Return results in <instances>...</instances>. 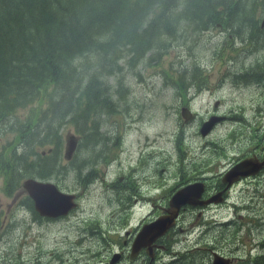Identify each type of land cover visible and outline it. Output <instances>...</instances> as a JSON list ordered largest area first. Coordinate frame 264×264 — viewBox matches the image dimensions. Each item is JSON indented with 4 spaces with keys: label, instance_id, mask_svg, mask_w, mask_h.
Wrapping results in <instances>:
<instances>
[{
    "label": "rangeland",
    "instance_id": "obj_1",
    "mask_svg": "<svg viewBox=\"0 0 264 264\" xmlns=\"http://www.w3.org/2000/svg\"><path fill=\"white\" fill-rule=\"evenodd\" d=\"M175 3L187 24H200L192 14V8L195 7L189 5L188 0H175ZM262 8L263 5L259 6L260 10ZM246 10L250 15L255 13L252 8ZM260 19L264 22L263 17ZM261 29L264 30V27ZM211 30L213 34H202L197 43L193 39L196 31H192L191 27L170 26L169 32L162 37L167 44L171 40V46L162 52L161 58H158L159 51H155L140 65L127 69L123 83L125 88L122 90L119 85H114V79L110 80L109 91L113 102L121 99V110L117 107L116 114L97 117L99 120L97 136L103 134L105 141L93 139L88 145L82 142L77 144L74 152L77 157L76 164L89 163L84 175L88 174V168L92 167L90 163L96 156L102 159L96 165L99 169L94 173L93 180L86 182V177L73 170L64 179L39 181L55 186L62 193L76 194L75 196L79 197L78 207L67 217L50 222L32 220L25 210L20 209V203L17 206L11 204V198L1 190L0 183V210L2 209L0 219L8 213L10 216L13 214L17 220L11 222L9 231L0 233V263L16 261L20 264H39L34 263V260L37 257H44L40 264H93L101 258L102 254L99 251L106 249L107 252H111L109 257L115 262L113 264H123L121 263L123 253L119 247L104 244L95 234L85 235L86 230L90 226L98 225L103 232L108 231L112 236L124 238L126 230L134 231L136 226L142 223H145L144 227L153 224L162 216L161 211L154 212L155 206L168 209L167 215L174 218L173 223L176 226L180 224L185 229L178 239L175 238L176 235L168 239L170 246L175 241L178 246L174 250L171 247L172 252L160 253V261L166 257L163 262L173 264L178 260L173 252L187 256L190 251L200 247H203L204 251L201 259L209 257L205 250L207 243L196 241L208 232L204 241H210L208 245L212 247L213 238L215 237L216 242L218 237L217 232H227L226 228L232 220L236 221L235 225L239 229H249L250 237L246 238V241L254 240L253 243L247 242L248 245L236 247L234 255L245 261L251 258L250 253L254 251L255 245L264 240V177L258 179L264 162L251 158V154L256 150H253L256 146L255 137L261 134L264 126V117L256 118L264 109L259 113L254 111L256 102L264 101V78L259 83L235 81L233 74L240 72L244 66H250L259 56L261 62H264V42L261 45L250 46L238 57L234 52L224 51L226 43L224 35H221L223 29L219 30L216 27ZM189 32L191 33L188 34ZM231 41L235 43L234 40ZM238 48L236 45L234 50ZM254 49L263 52L255 54ZM190 56L198 60V66L193 63ZM120 65L122 66V63ZM195 68L201 69L206 75V80L203 81L204 88L200 93H196V89L190 87L189 77ZM181 79L187 82L183 83ZM185 87L187 90L183 91ZM120 91L122 94L118 93ZM179 113L187 115L191 122L183 126ZM227 119L231 121H225ZM22 120H25L23 114ZM212 120L218 121L202 137L200 132L204 129L203 124H208ZM91 125L92 120L87 123L88 127ZM240 129L246 134V139L241 143L239 141L244 137V133ZM71 130L77 134L75 128ZM71 132L68 129L61 132L62 154L67 145L64 138L68 140ZM23 134L20 136L22 143ZM16 135L9 137L11 144L15 142ZM4 142L6 143L5 140ZM104 150H108V157H113L112 163L108 165L103 160L107 156ZM41 151L39 148L38 153ZM42 155L46 156L47 151H43ZM155 160L159 165L156 167L158 173L154 176L147 170V166ZM246 160H250V171L253 173L235 177L227 203H224L222 199L224 197L220 199L219 196L211 203L216 205L210 208L204 209L200 204H196L199 199L203 201V194L205 197L212 195L214 188L219 185L218 179H222L226 170L228 172L225 174H228ZM67 163L62 159V166H67ZM187 165L192 168L186 172ZM141 166H145L143 170ZM176 167L182 170V175L176 176L174 172ZM30 178L31 176L27 177L26 181ZM117 179L121 183L134 180L139 184V202L132 205L135 208L131 212L130 226L127 228H122V223L119 224L118 219L114 218L115 213L124 209L120 206L123 204L121 200L123 197H118L115 189L105 187ZM228 180L230 178L226 181ZM242 180H248L249 184L241 182ZM134 185L136 186L133 183ZM184 186L190 188L184 194V200L188 202L190 210H186L185 215L182 212L180 215L177 208L182 201V194L177 197L175 204L169 206V203L172 192L178 193ZM255 189H259V197H252ZM129 196L132 194L126 192V197ZM126 207L127 210L121 213L120 219L124 218L131 208ZM143 217L145 220H142ZM15 228L17 229L14 230ZM158 231L146 228L143 235L153 236ZM250 244L254 247L250 248ZM129 249L125 251L127 254ZM216 250L219 252L220 248L216 247ZM223 250L224 248L221 252ZM198 251L201 250L195 252ZM225 252L230 253L228 250ZM129 253L132 256L133 250L131 249ZM58 256L63 258V261H59Z\"/></svg>",
    "mask_w": 264,
    "mask_h": 264
},
{
    "label": "trees",
    "instance_id": "obj_2",
    "mask_svg": "<svg viewBox=\"0 0 264 264\" xmlns=\"http://www.w3.org/2000/svg\"><path fill=\"white\" fill-rule=\"evenodd\" d=\"M188 2L195 7L192 14L200 24H187L175 6V0H0V183L1 190L11 201L19 198L20 192L25 193L23 183L29 176L43 182L64 179L71 171L77 170L87 178L86 182L93 180L99 169L96 165L102 159L96 156L90 163L92 167L88 168V174L84 175L88 162L76 164L75 156L71 161L63 159L61 132L75 128L87 145L93 139L105 141L103 134L97 136V117L116 114L115 110L122 103L121 99L113 102L110 80L114 79V85H119L122 90L127 69L140 65L155 51H159L158 58H161L162 52L171 46V40L167 44L162 37L169 32L170 26L191 27L196 31L193 39L197 43L202 34H213L211 29L216 27L219 30L224 28L221 32L226 43L224 51L234 52L238 57L250 46L264 42L263 22L260 21L264 8L259 9L264 6V0ZM248 8L255 13H247ZM236 45L240 48L235 51ZM191 60L199 65L197 59ZM233 76L235 81L259 83L264 78V62L259 56ZM205 77L199 68H195L189 77L190 87L195 88L196 93L203 90ZM181 81L187 82L185 79ZM118 93L122 94L121 91ZM263 103L256 102V113L264 109ZM22 114L25 120H22ZM180 117L184 124L189 123ZM90 120L92 125L88 127ZM22 133L23 143L20 139ZM15 134V142L11 144L9 137ZM39 148L42 149L40 153ZM108 150H104L107 156L103 159L107 165L113 161V157H108ZM43 151H47L46 156L42 155ZM62 159L68 162L67 166L61 165ZM157 162L155 160L147 166L154 176L158 173L153 170L159 165ZM191 168L187 165L186 172ZM174 172L176 176L182 175L178 167ZM126 181L121 183L117 179L105 185L115 189L117 196L123 197L121 200L127 203L120 204L124 209L114 214L119 224L124 222L125 217L120 218L127 210L126 206H131L128 209L131 215L135 208L132 205L138 203L140 197L139 184L134 180ZM126 192L132 196L126 197ZM24 193L18 200L20 206L25 212L36 215L34 201L27 199ZM175 194L172 192L170 198ZM91 234L97 235L106 245L119 247L123 258L128 246L124 238L103 232L98 225L86 230L85 235ZM99 252L101 258L93 264L104 261L106 249ZM43 259L37 257L34 263L40 264ZM58 259L63 261L60 256ZM122 262L126 264V261ZM10 263L20 264L16 261ZM249 264H264V259Z\"/></svg>",
    "mask_w": 264,
    "mask_h": 264
},
{
    "label": "flooded vegetation",
    "instance_id": "obj_3",
    "mask_svg": "<svg viewBox=\"0 0 264 264\" xmlns=\"http://www.w3.org/2000/svg\"><path fill=\"white\" fill-rule=\"evenodd\" d=\"M263 15L264 14H262L261 18L263 17ZM222 29L224 30V28H222ZM230 39L233 40L232 36H230ZM261 52H263V51H261ZM254 53L255 54L257 53V51L255 49H254ZM179 109H181V108H179ZM263 117H264V112L260 113V116L256 117V118L261 119ZM228 120L229 119H227L225 121H228ZM246 123H248V122H246ZM186 124L183 123V126H185ZM263 128H264V126H262V129ZM240 130L244 133V137L241 138L239 143H241L243 139H246L245 132L242 129H240ZM254 142H255L256 146L254 147L253 150H255V149L256 150L251 154V158H253L255 161L264 162V131L262 134L257 135L255 137ZM248 156H250V154ZM240 161H242V160H240ZM153 170L156 171V166L153 167ZM227 172L228 171L226 170L225 173H227ZM224 174L222 175L223 176L222 179H218L219 177H217V179L219 181V185L214 188V192L212 193V195L209 194L208 196L205 197L204 196L205 194H203V197H202L203 201H200V199H199V200H197L196 204H200V206L204 207V209L210 208V207H212V205H216V204L213 203L211 205H201V203H203L206 200H209L211 198L213 200H216V198L219 197V195H220V197H219L220 199L222 197H224V198H222V199H224V203H227V201H229L228 198H229V193L231 191L230 187L232 184L230 185L229 182L224 181L225 176L227 175V174H225V176H224ZM263 177H264V167H261L258 179H262ZM192 182H194V181H192ZM241 182H246V184H249L248 180H242ZM253 182H255V181H253ZM184 187H186V186H184ZM184 187H182V188H184ZM232 187H234V185H232ZM177 188L178 187H176V189ZM182 188H180V189H182ZM259 188H260V186H259ZM20 193H21V196L19 198H15L12 200V202H11L12 205L17 206L19 204L18 200L21 197H23L22 193H24V192L22 191ZM199 195H200V193H199ZM25 196L27 199L30 198L27 194H25ZM259 196H260L259 189H255V191L252 194V197H259ZM263 197H264V193H263ZM30 200L33 202V200L31 198H30ZM181 202L177 208V213H179L181 215V212H182V214L185 215V211L190 210V208L188 207L189 205H186V206L182 205ZM122 203L127 204L123 200H122ZM33 204H34V202H33ZM136 204H137V202L133 203V205H136ZM169 206H170V203H169ZM20 209L23 210L24 208L20 207ZM159 211H161L162 216L164 214L169 213L168 209H166L165 207H162V208L159 207L158 209L154 210V212H159ZM25 213L29 214L31 219L32 220L35 219L36 221L50 222V221L60 220V219H52V218H47V217H43L41 219L40 217H42V216H40V214L36 211L35 206H34V213L36 215H34L30 211L25 212ZM130 216L131 215L129 214V212L125 215L124 222L122 223V228H124V227L127 228L128 226H130V224H129L130 223ZM3 217H4L3 219H0V230L2 229L0 231V233H3L5 231H9L11 229V226H10L11 222L13 220H16L14 218L13 214H12V216H10L7 213V214H4ZM142 220H145V217H143ZM235 224H236V221L232 220L229 222V224H228L229 226L226 228L228 230L227 232L218 231L217 232L218 237L216 239V242H215V237L213 238L214 239V245L212 247H210L208 245V243H210V241H207V240L204 241L205 240L204 238L207 236L208 232L205 233L202 238H200L199 240L196 241V243H199V242H206L207 243L206 244L207 247L205 248V250L207 251V253H209V255H210L209 257L201 259L203 257V253H204L203 247H200L196 250L190 251V254L187 256H182V255H179V253H177V252H173L175 254V256L178 257V260L173 262V264H213L216 257H220L224 260V263H226L225 261H227V263H230V264H249V263H252L258 259H264V240H262L258 245H255V247H254V245H251V244L249 245L250 248L254 247L253 250L256 252V254H253L254 251L251 252L250 253L251 258L248 261H245L244 259L239 258L236 255H234V253H236V249H235L236 247L239 248V246L248 245L247 242H252V243L254 242V240H251V239H248L247 241L245 240L246 238L250 237V235L248 233L249 229H243V228L239 229L238 227H236ZM141 225H137L134 231H131V230L125 231V233H124V239L126 240L125 243L128 245L127 249L128 248H130V249L128 250V254L126 252L124 253L123 260L126 261V264H166L163 262L164 261L163 259L166 257H163L160 261V259H159L160 255L159 254L162 252H166V253L172 252V251H170V248L172 247L174 250L178 246V244L175 241L170 246L167 242L168 239H170L171 236H174V235H176L175 238L178 239V236L181 235L185 231V229L183 227H181L180 224H178L177 226L174 224L173 228H171V230L163 238L158 239L155 242L149 244L147 247L143 248L136 256H134L133 254L131 256L129 251H131V249L133 250V248H132L133 244L136 241V238L139 235V233L142 231L143 225H145V223H142ZM140 226H141V228H139ZM137 228H139V229H137ZM16 229L17 228H15L14 230H16ZM193 229H194V226H193ZM133 234H135V236H133ZM216 247L220 248V250H219L220 253L216 250ZM222 248H224L223 252H221ZM197 250H201V251L195 252ZM225 250H228L230 253L227 254L225 252ZM214 251H216V252H214ZM215 253H218V254L215 255ZM229 255H231V257ZM98 263L99 264H112L111 259H109V251L106 253V255L104 257V261H100Z\"/></svg>",
    "mask_w": 264,
    "mask_h": 264
},
{
    "label": "water",
    "instance_id": "obj_4",
    "mask_svg": "<svg viewBox=\"0 0 264 264\" xmlns=\"http://www.w3.org/2000/svg\"><path fill=\"white\" fill-rule=\"evenodd\" d=\"M264 27V22L262 24ZM183 118L186 121H190L187 115H183ZM218 120H212L208 124H203L201 129V134L204 137L206 133H208L211 128L215 125V123ZM219 119V123H220ZM78 138V140H76ZM68 140L65 138L66 142V150H65V160L71 161L74 157V152L77 147V144L79 143V137H77L75 134L71 133L68 135ZM74 154V155H73ZM251 163L250 160H246L242 162L241 164H238L234 169H232L226 176L224 181L227 180V178H230L227 182L229 184H233V181H235L236 176H246L248 174L253 173V171H250ZM203 185V184H202ZM23 190L25 193L34 201L35 203V209L42 217L47 218H60V217H66L69 215L71 211H73L77 207L76 199L77 197L75 195L65 194L60 192L55 186L49 184V183H41L39 181L30 179L28 181H25L23 185ZM190 190V188L186 187L183 190L176 193L170 202V205H173L177 202V197L182 194V205H188V202L184 200V194ZM220 196V195H219ZM181 198L179 201H181ZM212 198L209 200H206L205 202L201 203V205H210L212 202H214ZM173 217H170L167 214H164L161 216L155 223L146 225L140 234L137 236L136 241L133 244V255L136 256L143 248L147 247L149 244L155 242L158 239L163 238L170 230L173 228ZM156 229L159 230L157 233H151V235H143L145 232V229ZM143 235V236H142ZM161 248V247H160ZM222 260L221 258H216V262L214 264H230L227 263V261Z\"/></svg>",
    "mask_w": 264,
    "mask_h": 264
},
{
    "label": "bare ground",
    "instance_id": "obj_5",
    "mask_svg": "<svg viewBox=\"0 0 264 264\" xmlns=\"http://www.w3.org/2000/svg\"><path fill=\"white\" fill-rule=\"evenodd\" d=\"M113 98H114V96H113ZM117 110H118V109H117ZM116 112H117V111H116ZM106 115H107V114H106ZM102 121H103V120H102ZM5 128H6V127H5ZM157 139H158V138H157ZM155 140H156V139H155ZM150 141H151V140H150ZM151 142H152V141H151ZM151 142H150V143H151ZM261 262H262V260H261ZM259 263H260V262H259Z\"/></svg>",
    "mask_w": 264,
    "mask_h": 264
}]
</instances>
